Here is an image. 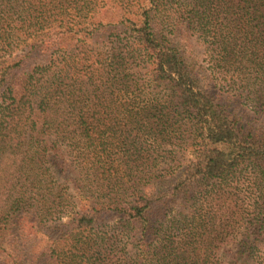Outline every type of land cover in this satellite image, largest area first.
I'll list each match as a JSON object with an SVG mask.
<instances>
[{
	"label": "trees",
	"instance_id": "1",
	"mask_svg": "<svg viewBox=\"0 0 264 264\" xmlns=\"http://www.w3.org/2000/svg\"><path fill=\"white\" fill-rule=\"evenodd\" d=\"M0 264H264V0H0Z\"/></svg>",
	"mask_w": 264,
	"mask_h": 264
},
{
	"label": "rangeland",
	"instance_id": "2",
	"mask_svg": "<svg viewBox=\"0 0 264 264\" xmlns=\"http://www.w3.org/2000/svg\"><path fill=\"white\" fill-rule=\"evenodd\" d=\"M27 231H29L28 233H32L33 235H34V233H35V230L34 229H32V231L30 230V229H28L27 228ZM34 232V233H33ZM45 238H42L40 235H39V237H38V239L37 240H35V243H33V245H34V251L36 252V253H38L43 247H44V245H45Z\"/></svg>",
	"mask_w": 264,
	"mask_h": 264
}]
</instances>
